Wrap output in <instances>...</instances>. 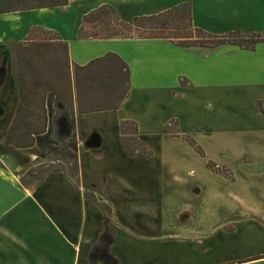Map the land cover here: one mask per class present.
<instances>
[{"label":"crops","instance_id":"1","mask_svg":"<svg viewBox=\"0 0 264 264\" xmlns=\"http://www.w3.org/2000/svg\"><path fill=\"white\" fill-rule=\"evenodd\" d=\"M149 1L68 0L0 14V264H264V40L203 50L166 38L78 35L82 17L104 3L130 19L187 0ZM74 3L81 4L75 28L41 19L49 11L67 23ZM191 16L212 34H264V0H192ZM44 30L66 43L72 66L111 52L129 70L118 107L74 113L78 184L46 164L58 144L52 91L33 144L4 142L19 100L9 46ZM126 119L136 122L150 158L124 150ZM170 122L176 133L165 132ZM92 133L98 147L85 146ZM85 192L110 204L111 216ZM105 223L113 238L95 249Z\"/></svg>","mask_w":264,"mask_h":264},{"label":"trees","instance_id":"2","mask_svg":"<svg viewBox=\"0 0 264 264\" xmlns=\"http://www.w3.org/2000/svg\"><path fill=\"white\" fill-rule=\"evenodd\" d=\"M67 2L68 0H0V14L60 6ZM86 24H91L92 28H100V31L84 34L83 28ZM116 28L121 29L116 30ZM250 34L239 30L225 34H212L195 26L192 22L191 1L189 0L157 13L138 15L125 20L117 16L114 6L104 3L82 17L78 32L80 37L85 38H166L185 48L196 46L214 48L224 44L253 48L255 43L264 40V38H258L242 44L241 38H249ZM236 36L237 38H235ZM53 39L55 38L33 40L27 45L10 44L12 71L19 100L4 142L17 147H28L33 144L34 135L45 130L44 98L48 91H52L55 94L53 135L58 144L48 152L46 164L52 171H63L67 177L78 184L79 164L74 132V113L75 111H96L118 107L128 93L129 70L127 64L118 55L111 52L91 60L85 65L73 64L72 66L66 43L57 39V43L63 49L64 58L56 63L54 56L50 54V48L54 45L51 41ZM23 52L33 58L20 66L21 59L19 57ZM35 57H39L41 62L33 61ZM53 64L56 65L55 68L52 67ZM56 77L61 78L62 83L65 82L61 90L56 89L53 85ZM74 104L76 105L75 110ZM171 124L170 122L165 125V132L176 133V130H171ZM119 136L122 146L128 154H136L145 158L152 156L151 149L138 137L135 121L121 120ZM184 137L200 154H203L202 148L191 137ZM62 142L67 146L65 150L63 147L59 148V143ZM59 150H61L60 153ZM207 165L212 170L229 175L224 166H219L210 160ZM85 194L98 203L107 217L111 216L110 204L91 192H85ZM113 235V228L105 223L101 239L94 248L106 246L112 240ZM94 248L91 253L94 252Z\"/></svg>","mask_w":264,"mask_h":264},{"label":"rangeland","instance_id":"3","mask_svg":"<svg viewBox=\"0 0 264 264\" xmlns=\"http://www.w3.org/2000/svg\"><path fill=\"white\" fill-rule=\"evenodd\" d=\"M167 1H178V0H150L149 3H148V6H160L164 3H166ZM189 1H192V0H189ZM177 4V2H176ZM81 4L79 3H74L72 5L71 8L68 9V11L66 12V15H67V18H68V22L65 23L63 22V19L61 16H56V17H53V13L51 14L49 11H47L45 13V15L41 16V19L45 20L46 22H55V23H60L61 24V27L62 28H75L76 26V23H77V19H78V7L80 6ZM116 14L119 18H121L122 20L125 18H123L122 14L120 13L121 12V9L119 8V6H116ZM118 10V11H117ZM120 11V12H119ZM62 15V14H60ZM121 28H116V30H119ZM98 32L100 31V28H92V25H88L86 24L83 28V33L84 34H87V33H91V32ZM247 34H250V33H247ZM39 38H35L33 37V40L35 39H41L42 38H53L55 36V34H53L51 31H41L39 32L38 34ZM237 38V36L235 37ZM258 38H264V34H250L249 38H241L240 41H243L242 44H244L246 41H251V40H254V39H258ZM32 38H28L24 41H14L15 44L17 43H20V44H24V45H27L29 44L30 42H32L33 40H31ZM234 40V39H233ZM236 41H239L238 39H235ZM52 43L54 44L52 46V48H50V54L54 56L55 60H56V63L59 62V61H62L63 58H64V53H63V49L62 47L59 45V43H57V40L54 39V40H51ZM14 45V44H13ZM236 45V44H235ZM194 48H197V49H203V50H209V49H212V47H209V46H202V47H199V46H196ZM215 48V47H214ZM9 51H10V46H9ZM21 60H20V66L21 65H24L25 64V61L33 58L31 57V55H26L25 52H23L22 54H20V57H19ZM33 61H37V62H41L40 58L39 57H35ZM44 67V66H43ZM52 67H56V65H52ZM26 68V67H25ZM23 69V68H22ZM57 73V71H56ZM55 73V75H56ZM59 77H56L54 78V87L58 90H61V87L63 88L64 87V81L62 83V79L59 78ZM60 147H63L64 150L67 148V146L62 142V143H59V148ZM61 152V150H59V153ZM65 156H67V154H65ZM100 255V254H99ZM193 257V256H192ZM104 258V257H103Z\"/></svg>","mask_w":264,"mask_h":264},{"label":"water","instance_id":"4","mask_svg":"<svg viewBox=\"0 0 264 264\" xmlns=\"http://www.w3.org/2000/svg\"><path fill=\"white\" fill-rule=\"evenodd\" d=\"M100 144H101V138L96 133H92L85 142V146L87 147H98Z\"/></svg>","mask_w":264,"mask_h":264}]
</instances>
